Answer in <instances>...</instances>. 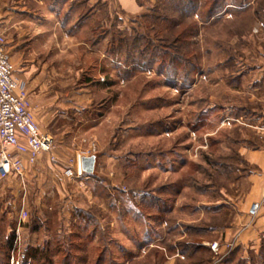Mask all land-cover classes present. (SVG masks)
<instances>
[{
  "label": "rangeland",
  "instance_id": "1",
  "mask_svg": "<svg viewBox=\"0 0 264 264\" xmlns=\"http://www.w3.org/2000/svg\"><path fill=\"white\" fill-rule=\"evenodd\" d=\"M71 1L76 0L28 2L34 24L41 25L17 15L2 32L14 65L23 64L26 49L20 48L28 41L42 99L55 118L48 123L40 114V130L54 136L55 152L67 164L76 152L96 155V173L94 180H69L60 195L37 182L0 180V264H76V256L87 257L86 264H158V252L172 255L170 243L188 241L165 235L170 224H158V216L180 230L202 224L227 230L245 215L240 223L245 228L249 218L240 210L254 168L241 151L264 147V0H222L227 5L211 15L199 10L185 20L194 29L180 49L196 66L187 77L189 65L172 77L156 65L133 72L130 63L121 65L128 48L117 51V59L108 52L113 37L131 40L146 33L138 27L146 25L141 16L158 5L159 14L178 19L176 2L134 0L140 8L135 13L118 0H83L92 18L73 30L60 22ZM198 1L200 6L214 0ZM87 9L79 7L77 17ZM220 157L228 158V173L210 165ZM218 204L229 208L227 216L204 211ZM163 208L170 211L157 212ZM22 209L27 216L20 222ZM79 224L85 227L81 239L72 235ZM57 245L65 248L58 256L28 258L34 248L54 251ZM74 246H83V253ZM259 254L248 252L246 264H264Z\"/></svg>",
  "mask_w": 264,
  "mask_h": 264
},
{
  "label": "trees",
  "instance_id": "2",
  "mask_svg": "<svg viewBox=\"0 0 264 264\" xmlns=\"http://www.w3.org/2000/svg\"><path fill=\"white\" fill-rule=\"evenodd\" d=\"M171 1V0H167ZM175 3V12L178 15V19L171 18L169 19L166 16H163L158 13L159 5L155 8L151 9L148 14L142 15L144 21H146V25L143 27L142 25H138L139 28H144L146 30V33L143 32L142 34H136L133 36L131 40L125 37H119L114 39L113 37L111 41V45L108 46V52L111 58L117 59V57H120V55L116 54L119 50H125V48H128V54L122 58V67H126L128 63L132 66V71L137 70H146L147 68H150L154 65L157 66L158 71H167L166 77H172L174 72L177 71L179 68L183 67L185 73L183 74V77H187L190 74V70L194 71L195 65L190 63L189 58L187 57V54H182V49H180L181 43L184 42L185 39L190 38L193 34L194 25L191 23L185 22V20H191L192 15L194 13L197 14L199 10L201 11V15H211L215 10L225 7L227 4L222 2V0H214L213 3L210 2H204L203 4H200L198 6V3H200L198 0H172ZM258 1V0H257ZM71 6L69 7L66 14L63 16V18L60 20L61 27L62 28H70L73 30L79 29L87 20L92 18L93 9L92 7H89L88 4L85 1H71ZM232 3V1H231ZM211 4V5H210ZM208 7V9L205 12V9ZM236 6V5H234ZM79 7H87L88 9L84 11V14L77 17L76 12H79ZM82 12V10H81ZM89 13V15H87ZM74 17V18H73ZM73 18V19H72ZM77 18V19H75ZM89 18V19H88ZM74 19L76 20L75 24L73 26L71 23H73ZM158 23V24H157ZM117 41V42H116ZM118 44V48L115 47V44ZM123 44H127L126 47L123 46ZM134 51H137L138 57L134 58L133 54ZM190 63V64H189ZM186 65H189L188 67H185ZM168 68V70H167ZM186 68V69H185ZM128 71V70H127ZM191 71V72H192ZM124 73V72H123ZM234 158L238 160V156L234 155ZM220 161L217 162H210L211 166L215 167V169L218 171V173L223 174L225 171L227 172L228 165L224 162L228 158H219ZM228 173V172H227ZM205 212L208 213V215H212V217L216 216H227L229 208L227 206L218 204L213 207H205ZM170 211V210H168ZM166 209L158 210L157 212L160 214H164V212H168ZM194 212L197 211V209L193 210ZM160 217V216H158ZM156 218L158 224L161 223V221L165 222L168 226V229L165 230V235H168L169 237L175 236L177 238L185 237L188 239V241H185L182 239L178 242H172L170 245H168V250H175V247L178 249L179 253L182 255V260L179 264H214L216 261V257L212 255V252L208 249H205L200 246V242H195L196 239L200 238L202 240H209L211 236H214L216 240L220 239V231L223 230L221 227L217 226H211V225H201L196 227H187L184 230H180L181 226L178 227V225H171L169 223L170 221L166 218ZM79 218H83L82 216ZM77 230V233L72 234L73 237L77 239H81V235L85 230L84 226L75 225L74 226ZM95 235V230L90 234V238ZM167 236V237H168ZM210 241V240H209ZM9 248L11 249L12 242L8 243ZM70 248L73 247L72 244H69ZM175 245V246H174ZM56 250L49 251L47 247H44L42 249L40 248H34L33 250L28 251V258H31L32 260H35V262H40L42 259H49L51 256H58L61 254L60 250H65V248L62 245H57ZM75 251L83 253V246H74ZM68 250V249H67ZM26 251V252H27ZM69 251V250H68ZM66 252L64 256L66 259L70 257V251ZM233 251V250H232ZM160 259L159 263L164 261V257L161 255L160 252ZM201 253H203L204 256L207 254H210V256L202 257ZM264 244L260 247V254L262 257H264ZM158 254V255H159ZM235 253L231 252L220 264H245V261L242 259L234 258ZM128 258L132 257V254H127ZM25 257V256H24ZM261 257V258H262ZM133 258V257H132ZM100 258H98L97 262H99ZM50 264H53L51 260H49ZM76 264H86L87 257H77L75 258ZM66 264H70L69 261H66Z\"/></svg>",
  "mask_w": 264,
  "mask_h": 264
},
{
  "label": "crops",
  "instance_id": "3",
  "mask_svg": "<svg viewBox=\"0 0 264 264\" xmlns=\"http://www.w3.org/2000/svg\"><path fill=\"white\" fill-rule=\"evenodd\" d=\"M34 0H0V29L3 30L6 27L11 26V22L14 21V17L17 15L26 16L28 18H31L32 25H41L40 22L38 24H34L35 14L34 11L30 10L28 2H30V5H33ZM120 5L123 6L125 11L127 12H137L140 11V8L136 5L134 0H118ZM22 23V22H21ZM56 24H58L56 22ZM30 24L26 23L25 27L29 28ZM24 27V26H23ZM33 27V26H32ZM28 44V41H24V44L21 46V50L25 48L24 50L26 53L22 55L21 58H24L23 64L20 65L18 63L12 64L14 67V76L17 78V80L22 83L25 87V89L28 92L29 100L31 103L32 108L34 109V116L39 125L42 123V118L48 123H52L55 118H53L52 113L49 112L51 107H49V104L47 101H44L42 99V85L40 84V78L41 76L37 74L36 72L32 70V66L34 59L33 57L27 52L26 45ZM19 50V49H18ZM9 55V54H8ZM10 57V56H9ZM11 60V58H10ZM12 62V61H11ZM42 99V101H41ZM36 112H38L36 114ZM43 113L42 118H40V114ZM44 134L50 135L48 132L41 131ZM52 136V135H50ZM54 138V136H52ZM55 139V138H54ZM60 153H58V150L55 152L56 156V162L52 163L49 161V158L47 155L41 156L34 165H28L25 163V170L23 173L22 179H18L17 177L10 176L7 179L16 180L21 183H30L37 182L42 185L41 188H46L44 186H47V189H50L52 191L51 194H55L53 190L57 192V194L60 195V189H64L67 182L71 179H67L64 177L63 172L66 168V162L64 158H62V153L60 156ZM241 155L246 159V162L250 164L254 169L252 172H250L248 176V181L250 183V192L246 195L245 200L243 201V209L240 210L241 213H247L249 207L253 203H259L260 204V211H259V219L256 221V223H249L247 222L244 224L245 228L240 227L242 222L241 220L245 215H241L240 218H238V223L233 228H229L227 230L220 231V239L219 241H215L214 243L209 242L208 240H203L201 247L210 250L208 247L211 244H217V245H225L228 243H233V251L234 252V258L242 259L245 261L246 264V254L248 252H255L257 253L260 250V247L264 244V228H259L261 224L264 222V147L260 149H254V150H242ZM97 169V164H96ZM95 169V173H96ZM82 179H92L94 180V176H86L84 175L83 178L77 179L78 182H81ZM80 180V181H79ZM41 188H39L41 190ZM45 195V194H44ZM66 203H69V201H64ZM75 209H79L78 206L74 205ZM241 223V224H240ZM237 236V237H236ZM236 238V239H235ZM155 246L151 245L148 248H153ZM158 248V247H157ZM159 250L162 251L161 248ZM146 248L141 251V253L145 252ZM211 251V250H210ZM212 252V251H211ZM230 252V253H231ZM215 256V255H214ZM165 260L158 264H179L180 260H182V255L179 253L178 249L175 247V250L173 251L172 255L164 254ZM216 257V256H215ZM225 259V258H224ZM223 259V260H224ZM217 260V258H216ZM218 262L214 264H220L223 262ZM143 264H151L149 262H144ZM248 264V263H247Z\"/></svg>",
  "mask_w": 264,
  "mask_h": 264
},
{
  "label": "built area",
  "instance_id": "4",
  "mask_svg": "<svg viewBox=\"0 0 264 264\" xmlns=\"http://www.w3.org/2000/svg\"><path fill=\"white\" fill-rule=\"evenodd\" d=\"M5 44L0 29V180L10 176L22 179L25 163L34 165L43 155H47L50 162H56L57 146L52 136L41 132L32 112L28 92L14 76V67ZM84 156V153H75L63 172L65 178L71 180L83 178L80 159ZM259 211V203H253L249 207L247 211L249 225L259 217ZM26 216V211L22 209L19 221H23ZM261 225L264 228V222ZM233 245L211 244L208 247L215 254L218 263L230 254Z\"/></svg>",
  "mask_w": 264,
  "mask_h": 264
},
{
  "label": "water",
  "instance_id": "5",
  "mask_svg": "<svg viewBox=\"0 0 264 264\" xmlns=\"http://www.w3.org/2000/svg\"><path fill=\"white\" fill-rule=\"evenodd\" d=\"M97 164V156H87L80 159L81 171L86 176H94Z\"/></svg>",
  "mask_w": 264,
  "mask_h": 264
}]
</instances>
